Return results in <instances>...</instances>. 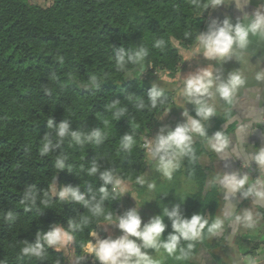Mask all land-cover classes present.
<instances>
[{
    "label": "trees",
    "instance_id": "obj_1",
    "mask_svg": "<svg viewBox=\"0 0 264 264\" xmlns=\"http://www.w3.org/2000/svg\"><path fill=\"white\" fill-rule=\"evenodd\" d=\"M210 4L211 0H53L43 7L36 0H0V264H69L63 250L50 248L43 258H36L22 249L25 241L35 243L37 233L50 230L53 223L67 227L69 220L87 217L89 223L74 233L72 242L74 257H83L92 233L106 221L93 217L80 203L60 201L52 192L55 183L58 192L65 186L78 187L87 199L99 200L100 172L110 170L141 194L146 192L137 182L148 166L142 137L173 102L171 92L163 89L164 103L153 108L147 92L161 74H175L181 60L176 42L186 49L195 44L206 26L204 6ZM158 40L163 45L154 47ZM121 47L146 48L147 71L134 65L118 70L114 56ZM92 77L98 87L86 88ZM141 100L145 107L138 109ZM120 109L125 111L117 117ZM64 121L82 139L94 130H100L103 139L99 144L78 143L71 136L58 140L57 128ZM222 121L206 127L209 136ZM126 134L134 141L130 151L121 148ZM46 135L52 146L42 155ZM206 142L201 138L193 143L194 156L181 161L180 171L191 186L181 192L175 187L149 191V213L143 214L142 224L159 214L165 218L164 211L175 204L188 218L201 214L214 220L220 214L219 186L210 183L200 163ZM60 157L65 158L63 169L56 167ZM93 162L99 171L89 175ZM108 192L104 213L116 218L122 215V194H113L110 185ZM165 223L166 237L171 224L167 218ZM188 243L193 247L184 259L162 249L148 252L159 264H201L202 251L217 245L206 230L201 240L181 246L187 250ZM212 256L219 259L215 252ZM81 264L98 261L85 258Z\"/></svg>",
    "mask_w": 264,
    "mask_h": 264
},
{
    "label": "clouds",
    "instance_id": "obj_2",
    "mask_svg": "<svg viewBox=\"0 0 264 264\" xmlns=\"http://www.w3.org/2000/svg\"><path fill=\"white\" fill-rule=\"evenodd\" d=\"M237 10L242 12V17L237 18L233 23L230 17L224 18L222 21L212 19L208 25L206 32H200L198 43L200 51L208 60L227 62L232 59L238 61V57L249 49L253 38L260 43H264V5L258 8L252 14L244 11L250 0H234ZM224 3V0H211L210 5H205L204 9L216 8ZM200 5L197 4V7ZM163 41H156L154 47H161ZM148 55V50L144 47H139L135 50L125 51L123 47L116 51L114 56L115 62L118 65V70L124 71L128 65L139 66L140 71L147 68L143 67L145 57ZM258 82L264 81V77L257 76ZM247 80L238 72L229 73L226 80H221L219 76H214L210 69H202L194 75L188 76L183 81L181 96L184 97L187 103L195 105V117L190 115L185 108L182 115L186 118L185 122L177 124L174 129L169 130L167 126L161 127L159 133L152 139H148L145 143V148L151 159L157 162V168L161 174L167 179H171L173 173L179 169L181 161L185 157H193V142L196 138H204L207 140L211 150L216 151L221 159L233 157L224 155L225 150H229V136L225 139L222 131H216L213 135H208V130L205 123L212 116L216 115V109L210 106L208 98L213 96L218 97L224 102H232L237 98L238 92L245 88ZM98 87L96 77H92L90 85L85 87ZM148 100L151 106L155 108L158 104H163L166 97L164 90L157 84L153 83L150 90L147 92ZM119 101L113 102L112 107H116ZM138 109H143L145 104L143 100L136 104ZM124 109H120L115 115L120 117L124 113ZM49 126H52V120L48 121ZM166 132V134H165ZM246 133V129H245ZM246 135V134H245ZM244 135V136H245ZM71 136L78 143L95 142L99 144L103 139V134L100 130H94L90 134L84 136L77 132L69 130L67 121L61 122L57 128V138ZM244 139V137H243ZM133 137L124 135L121 141V148L130 151L133 146ZM52 146V140L48 135L44 137L42 155L49 152ZM235 149L231 151H235ZM247 167L251 166V162L264 170V147L259 148V151L251 154L244 153L249 156ZM239 156V157H240ZM238 157V158H239ZM64 157L56 160V167L63 169L65 167ZM243 165V166H244ZM99 171V166L96 162L88 169L89 175H95ZM249 175L244 172L217 173L210 181L211 184H218L224 193V201L226 206L221 209L220 214L215 216V219L206 218L201 214H193L190 218L185 217L181 212L180 204L172 206L171 210L167 208L164 211L165 218L170 221L171 231L165 237L168 225L165 223V218L161 215H156L148 222L142 224V218L137 208L130 209L116 218L109 213H104V201L108 199V186L112 188L113 194L119 192L126 193V186L123 181L118 178L112 171L105 170L100 172V180L103 182L99 188V200L93 196L91 200L86 198V193L80 191L78 187L65 186L56 196L60 201L76 202L82 204L93 217L103 216L107 222L105 225H114L120 231L121 235L117 238H101L97 232H93V240L89 242L85 251L87 254L94 256L98 264H159L148 252L149 249L159 252L161 249L168 256H175L176 259H184L190 255L192 243L187 244V250L181 246L182 242H193L202 239L205 230L213 237L220 236L227 222L228 227L232 226L234 221L236 224H243L245 228L251 229L256 226V219L253 213L245 209L241 215H235L233 219L234 205L230 200L235 198L237 193L243 199L254 197V201H264V185L251 184L245 189ZM137 182L141 185L145 183L143 178H138ZM149 190H153L156 186L153 183H148ZM91 191V189H89ZM35 195H32V203H35ZM93 201H95L93 203ZM42 203L47 205V199L42 200ZM9 218L12 213L8 214ZM89 223L87 217L82 218L80 222L69 220L67 227L53 223L50 230L37 233L36 241L29 244L25 241V246L22 253L26 256L43 258L46 250L55 249L57 251L65 249L74 240V233L83 229ZM135 239H132V238ZM85 257L75 258L71 264H81ZM249 264H255L254 261H249Z\"/></svg>",
    "mask_w": 264,
    "mask_h": 264
},
{
    "label": "crops",
    "instance_id": "obj_3",
    "mask_svg": "<svg viewBox=\"0 0 264 264\" xmlns=\"http://www.w3.org/2000/svg\"><path fill=\"white\" fill-rule=\"evenodd\" d=\"M262 5H264V0H250L244 11L252 14ZM226 17H230L233 23L236 22L237 18L242 17V12L237 10L234 0H224V3L216 8H207L206 26L202 32L207 31L212 19L222 21ZM199 51L197 39L191 48H183L181 60L173 76L161 74L155 79L154 83L171 92L173 102L158 115L155 127L146 132L144 145L148 139H152L159 133L161 127L167 126L171 130L177 124L185 122L186 118L182 115L185 108L190 115L195 117V105L187 103L186 99L180 94L184 79L202 69L212 70L214 76H219L221 80H226L231 72H238L247 80L245 88L238 92L234 103L224 102L215 96L208 98V103L216 109L217 114L205 123V127H213L220 119H223L217 131L224 132L225 139L229 136V150H225L224 155L233 157L226 160L221 159L219 154L211 150L206 142L204 152L200 156V163L206 169L210 180L217 173L244 172L250 176L244 186L245 189L251 184L264 185V170H260L255 162H251L250 167L244 168L247 167V160L250 155L245 156V165L244 156H240L244 153L257 152L259 148L264 147V81L258 82L256 80L258 75L264 77V43H260L253 38L249 49L238 57V61L232 59L224 63L208 60ZM200 140L201 138H196L193 143ZM235 148V151H231ZM147 162L148 166L143 177L146 192L141 194L133 187L132 182L127 181V186L124 182L126 193L122 194V203L124 198L127 211L137 208L141 218L143 214L149 213V208L145 205L149 191L153 193L157 189L175 187L178 192H181L191 186L190 181L181 173L180 167L169 180L161 174L157 168V162L149 157L148 152ZM148 183H153L156 187L149 190ZM219 189L222 201L221 209H224L226 206L223 199L224 193L220 186ZM254 200V197L243 199L239 193L230 200V203L235 206L232 209L233 219L235 215H241L245 209H248L257 221L256 226L248 229L242 223L236 224L233 221L232 226L228 227L226 222L222 234L214 237L217 245L213 246V249L202 251L201 264H249V261H254L255 264H264V201ZM121 210L124 214L125 211L122 205ZM111 227V236L113 238L119 237L121 231L116 226L111 225ZM104 235L108 236L107 233H104ZM212 252L218 254V260L213 258ZM74 259L69 260V264Z\"/></svg>",
    "mask_w": 264,
    "mask_h": 264
},
{
    "label": "rangeland",
    "instance_id": "obj_4",
    "mask_svg": "<svg viewBox=\"0 0 264 264\" xmlns=\"http://www.w3.org/2000/svg\"><path fill=\"white\" fill-rule=\"evenodd\" d=\"M41 6L43 7H48L52 4L53 0H36ZM176 45H178V47L180 48V54L182 55V52H183V47H180V45L178 44V42H176ZM179 65V64H178ZM145 135V134H144ZM144 135L142 137V146L145 147L144 145ZM126 183V186H127V181H123V183ZM124 183V184H125ZM52 192L53 193H57L58 192V185L55 183L54 185H52ZM124 198H123V203L121 201V205H122V208L123 210L126 212L127 209H126V205H125V202H124ZM107 224V222L105 223H101L100 224V227H99V231L97 232L98 235L101 237V238H108L109 236H111V231H112V227L111 225H105ZM104 233H107L108 236L104 235ZM113 238V236H111ZM63 251L65 252V254L67 255V258L68 260H71V259H74V252H73V248H72V242L69 246H67L65 249H63ZM83 257L85 258H88L90 261H95V258L94 256H92L91 254H87L86 251L84 250V254H83Z\"/></svg>",
    "mask_w": 264,
    "mask_h": 264
},
{
    "label": "water",
    "instance_id": "obj_5",
    "mask_svg": "<svg viewBox=\"0 0 264 264\" xmlns=\"http://www.w3.org/2000/svg\"><path fill=\"white\" fill-rule=\"evenodd\" d=\"M206 10H207V9L204 10L203 14H205Z\"/></svg>",
    "mask_w": 264,
    "mask_h": 264
}]
</instances>
